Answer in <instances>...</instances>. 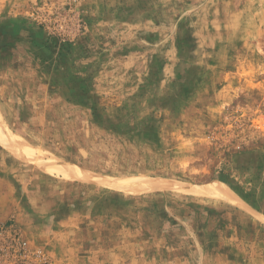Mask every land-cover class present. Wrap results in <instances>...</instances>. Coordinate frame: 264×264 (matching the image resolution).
Instances as JSON below:
<instances>
[{
    "label": "rangeland",
    "instance_id": "obj_1",
    "mask_svg": "<svg viewBox=\"0 0 264 264\" xmlns=\"http://www.w3.org/2000/svg\"><path fill=\"white\" fill-rule=\"evenodd\" d=\"M0 101V264H264V0H0ZM55 165L249 208L163 190L200 210L149 243Z\"/></svg>",
    "mask_w": 264,
    "mask_h": 264
},
{
    "label": "crops",
    "instance_id": "obj_2",
    "mask_svg": "<svg viewBox=\"0 0 264 264\" xmlns=\"http://www.w3.org/2000/svg\"><path fill=\"white\" fill-rule=\"evenodd\" d=\"M59 185H62L60 187L68 188L76 187L79 188L77 189L78 191H82L85 189L84 185H76L75 183H72L70 181H67L65 184ZM128 195L124 194L123 192L107 189L105 190V193L101 195V199H103L104 201L103 207L106 206V208L111 209H114V207L117 208V211L112 215L113 219L114 217L124 216L122 215V213H120L119 206L121 205V207H126V211L129 210L127 215L132 213L142 214V216H144V220L149 221V223L146 224V226L148 227H146L147 230H143L145 235L148 236V239L145 242L149 243L155 242V239L158 236H162V241L166 239L165 244H173L171 238L177 235L176 230L179 225H181L180 223H183L185 207H190V210L196 211L200 210L201 205L199 204L200 202L198 200H194V198L190 196H184L182 194H176L174 192H165L163 190L149 192V194L142 195L140 196V198H138L137 195ZM153 204H160L158 208L161 209V213L156 214L153 213V210L149 211V207L152 208ZM43 206L46 207V209L44 210V218H56V216L53 214L54 210L48 211L47 205L44 204ZM37 208L39 209V211L41 210V207L37 206ZM140 208H144L142 209V212ZM203 208H208V206H203ZM17 218H19V215L17 216ZM136 223L137 221L127 222V224L131 225ZM167 247H169V245H167Z\"/></svg>",
    "mask_w": 264,
    "mask_h": 264
},
{
    "label": "bare ground",
    "instance_id": "obj_3",
    "mask_svg": "<svg viewBox=\"0 0 264 264\" xmlns=\"http://www.w3.org/2000/svg\"><path fill=\"white\" fill-rule=\"evenodd\" d=\"M8 137V136H7ZM55 171L60 172L70 178L82 181H94L100 185L115 188L122 191L134 193L151 192L158 190H175L179 192H190L196 195L209 196L215 199H222L240 206H246L234 192H232L223 182L215 180L207 185H192L177 181H168L151 177H132L128 179H114L108 175H98L93 172L77 170L69 165L51 166Z\"/></svg>",
    "mask_w": 264,
    "mask_h": 264
},
{
    "label": "built area",
    "instance_id": "obj_4",
    "mask_svg": "<svg viewBox=\"0 0 264 264\" xmlns=\"http://www.w3.org/2000/svg\"><path fill=\"white\" fill-rule=\"evenodd\" d=\"M4 228L3 227H1V229H0V232H2V230H3Z\"/></svg>",
    "mask_w": 264,
    "mask_h": 264
}]
</instances>
